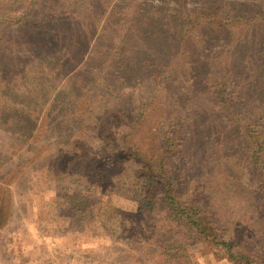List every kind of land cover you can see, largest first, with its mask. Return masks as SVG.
Masks as SVG:
<instances>
[{
    "label": "rangeland",
    "instance_id": "1",
    "mask_svg": "<svg viewBox=\"0 0 264 264\" xmlns=\"http://www.w3.org/2000/svg\"><path fill=\"white\" fill-rule=\"evenodd\" d=\"M218 1V4L224 3L226 7L244 8L249 5L255 10H264V0ZM28 2L29 0H7L4 3H7L8 8H13V10H8V15L17 18L26 10L25 6ZM117 2L119 0H86V2L77 0L75 6L79 10L82 9L80 6H84L99 12L84 11V15L73 19L74 21L80 20V24L68 25L70 22L66 20V28L60 27L59 31L58 23L64 18H40L41 13L27 10L28 21L45 24L46 33L44 34L49 39L40 43L42 52L54 54L59 47L69 49L71 50L70 57H74V70H77L80 75L90 70V75L80 79L82 83L78 88H83L89 93L96 91L100 94L96 98L105 100L107 96H103V91L97 90L104 88L105 79L123 76L125 69L108 68V63L103 60L104 57L101 59L99 56L101 53L97 50L101 44L107 45L111 40L129 42L126 35L130 37L132 44L140 46L136 50L145 47L158 54H164L161 53V49L169 45L177 47L180 54L178 67H183L185 61L192 60V65H190L195 68V76L199 74L202 76L212 70L213 61L209 59V56L221 52L223 47H217V45L200 47L198 40L200 38H198L195 26L188 30L184 29L183 33L190 36L186 39L185 34L179 32L181 27L177 30L181 25L184 8L187 10L198 8L201 4L200 0H131L135 11L147 13L146 11L152 6L151 10L155 11L153 18H150L148 22L145 21V25L141 24L139 31L135 34H122V30L113 18L114 14H110V11L117 10L120 6H115ZM0 10L3 11L2 8ZM119 19L122 18L119 17ZM32 21L29 22L33 23ZM23 24L30 25L28 22ZM151 24L158 26L152 25L151 27ZM20 25H14L12 28ZM169 28L174 30H169ZM28 30L27 26L20 31L23 37ZM262 30L264 26L257 35L258 39L249 43H240L238 47L233 48V63L236 64V60L242 55L243 61L239 65L245 68H233L234 75L229 78L231 86L235 78H240L241 90L250 97L249 100H252L254 105L237 110L239 114L236 118L235 116L229 117L227 113L220 115L216 112V117L208 120L205 118H209V112L203 107L202 119L195 124L194 128L188 127V130L195 132L202 142L198 137H193L192 132L190 134H187L186 130L183 132V147L187 154L183 157L178 152L175 161L181 171L189 176L190 186L198 182L196 186L199 188L206 183L205 176H201L202 172L199 170L202 157L219 156L230 164L237 160L241 166L246 150V143L241 134L242 126L246 124L247 119L257 120L264 125V33L261 32ZM49 34L55 35L47 36ZM186 46L189 51L185 53ZM231 48L232 45L229 50ZM34 50L37 51L35 56L39 57L41 50L30 48L32 52ZM2 56L0 55V58ZM169 56L170 54L164 55L167 59ZM157 58H161V55ZM26 59H29L24 68L26 73L37 76L36 79L43 77L49 80L43 86H40L43 82L42 78L36 81L38 89H42V93H38L40 94L38 106L22 98L24 85L13 82L10 90L7 91L15 97L16 112L26 113L28 108L37 115L31 118L32 130L26 127L25 121L17 119L14 114L8 115L7 119L0 120V148L3 150L2 157H0V177L4 176L10 168L15 170L3 179L4 186H0V205L3 208L5 205L10 212L9 217L6 216L4 223L0 226V264H238L222 257L221 250L214 246L194 240L183 248H173L169 252L157 249V245L169 242L170 238L181 241L182 233L175 226L169 227L170 224L165 220L166 217L161 210H156L151 216L145 217V222H141L137 229L133 228V223L131 225L126 223L131 215L137 213V204L126 195V191H123L122 195L112 192L108 196L105 195L106 191L110 192L114 185L105 189L100 185L98 173L100 165L94 164L99 161L89 150L91 146L86 140L91 135L92 123L88 121L87 126L81 125L82 117H79V112H73V116L62 118L63 109L55 105L50 106L54 96L61 91L67 76L48 78L43 74V68L40 65L35 64L28 57ZM15 61L17 60L7 59L1 64L9 66ZM139 72L136 77L137 81L138 78L143 79L148 76V71L145 69ZM127 84L122 86L121 91H132L134 94L141 92L145 95L150 90L147 82L144 85L138 82H134V85ZM34 90V87L30 86L25 93L34 95ZM9 93H4L6 102H14ZM45 94L48 95L45 96ZM108 99L111 100V98ZM112 100L115 101L116 98ZM92 105L95 106L94 103ZM82 106L79 105V107ZM89 111L87 110V113ZM8 119L12 121H6ZM152 120L154 121L139 126L138 130L129 137L142 146L143 152L149 155L155 153L153 132L158 124L156 118ZM33 127L35 131L39 130L38 138H34ZM164 128L165 125H162L161 129ZM27 132H31V137ZM74 140L81 143L86 155L81 158V164L77 160L74 161L76 165L72 166V162L67 163L63 149L64 143H72ZM190 141L194 144L192 149L188 148ZM68 146L69 144L67 148ZM94 151L93 149L92 152ZM48 162L58 168V172H62L60 176L52 175L47 165ZM17 163H21L20 167L14 166ZM136 166L137 164L131 162L124 165L125 168L128 167V170ZM73 167L77 168L76 170L81 168L85 176L73 174L72 172H75ZM258 167L264 171V151ZM113 171L114 166H109V168H103L101 173L109 177ZM199 177H201L200 181ZM214 186L217 184L213 185V189ZM253 193L255 192L243 195L233 192L223 195L212 194L209 200L220 214L227 217V224L232 234L241 235V237L247 235V242L257 246L259 234L256 233L258 231L256 218L251 213L254 205ZM118 209L122 210L124 217L118 214ZM236 222L238 225L235 224L232 228L230 224L234 225ZM152 227L156 230L153 233ZM158 232L164 237L154 235ZM156 241L161 243H156ZM173 254L177 256L185 254L189 262Z\"/></svg>",
    "mask_w": 264,
    "mask_h": 264
},
{
    "label": "trees",
    "instance_id": "2",
    "mask_svg": "<svg viewBox=\"0 0 264 264\" xmlns=\"http://www.w3.org/2000/svg\"><path fill=\"white\" fill-rule=\"evenodd\" d=\"M5 1L7 0H0V8L3 9V11L0 10V55H3L0 58V120L7 119L8 115L14 114L17 119L25 121L26 127L32 130L30 121L33 115L36 117L37 113L28 108L26 113L16 112L15 97L7 92L13 82L24 85L22 98L30 104L39 105L40 94L38 93H42V89H38L36 81L42 78L43 82L40 86H43L49 79L43 77L36 79L37 76L26 73L24 68L29 60L26 57L40 65L43 68V74L48 78L66 75L67 78L62 84L61 91L54 96V102L52 100L50 106L61 107L63 109L62 118L73 116V112H79V117H82L81 125L87 126L88 121L92 123L91 135L86 140L91 146L89 150L99 161L94 164L100 165L98 166L100 185L103 189L114 185L110 192L106 191L105 195L108 196L111 192L122 195L123 191H126V195L137 204V213L131 215L126 223L130 225L133 223V228L137 229L141 222H145V217L151 216L156 210H161L166 217L165 220L170 224L169 227L175 226L182 233L181 241L170 238L169 242L157 245V249L169 252L173 248H183L194 240L221 250L222 257L231 262L264 264V171L258 167L264 151V125L257 120L247 119L246 124L242 126L241 134L246 143V150L241 166L237 160L230 164L219 156L202 157L199 170L202 172L201 176H205L206 183L199 188L196 186L198 182L190 186L189 176L181 171L175 161L178 152L183 157L187 154L183 147V132L186 130L187 134L192 132L193 137H198L195 132L188 130V127L194 128L195 124L202 119L203 107L209 112V118H205L208 120L214 117L216 112L220 115L227 113L229 117L235 116L236 118L239 114L237 110L254 105V102L249 100L250 97L241 90L240 78H235L232 86L229 78L234 75L233 68H245L239 65L243 61L242 55L236 60V64L233 63V48L238 47L240 43H249L258 39L257 35L264 26V10H255L249 5H244V8L226 7L224 3L218 4V0L217 3H215L216 0H200L201 4L198 8L188 10L184 8L181 25L177 30L181 27L179 32L183 33L184 29L188 30L195 26L198 38H200L198 39L200 47L217 45V47L224 48L221 52L209 56V59L213 61L212 70L202 76L200 74L195 76V68L191 67L192 60L185 61L183 67H178L180 54L178 48L173 45L161 49V53L164 54H158L145 47L136 50L140 46L132 44L128 35L126 39L129 42L115 39L107 45L101 44L97 51L101 53L99 55L101 59L104 57L103 60L108 63L107 67L125 69L123 76L105 79L104 88L97 90L103 91V96H107L104 100L96 98L100 95L96 91L89 93L83 88H78L82 83L80 79L90 75L91 72L88 70L83 73V76L74 70V57H70L71 50L59 47L54 54L42 52L40 43L49 39L44 34L46 33L45 24H35L29 20L33 22L30 23L27 20L29 19L27 10L41 13L40 18H64L58 23L59 31L60 27L66 28V20L70 22L68 25L80 24V20L74 21L73 19L84 15V11L89 13L97 11L84 6H80L82 9L79 10L75 6L77 0H29L28 5L25 6L26 10L17 18H13L8 15V10H13V8H8ZM115 4V6H120L117 10L110 11V14H114L113 18L122 30V34L137 33L140 25H145V21L148 22L155 13L151 10L153 6L146 11L149 14L145 11H135L131 0H119ZM24 22L30 25L23 24ZM18 24L21 25L16 27ZM14 25L16 26L12 28ZM152 25L158 26L151 24V27ZM27 26L29 30L23 37L20 31ZM169 30L174 29L169 28ZM261 32L264 33V30ZM184 37L185 39L190 38L188 34ZM229 40L232 42H228ZM231 45L232 48L229 50ZM79 46L81 48V45ZM30 48L41 50V55L36 57L37 51L32 52ZM187 51L189 49L186 46L185 53ZM165 54H170L168 59L164 57ZM158 55H161V58H157ZM7 59L17 61L11 62L9 66L2 65L1 62ZM142 69L148 71V76L143 79L138 78L137 81V73ZM134 82L143 85L147 82L150 90L145 95L141 92L134 94L132 91H121L123 85H128L127 83L134 85ZM30 86L35 89L34 95L25 93ZM4 93L12 95L14 102H6ZM112 98L114 100L116 98L117 101H113ZM79 105L83 106L79 107ZM93 108L96 109L92 110ZM253 109L257 110V108ZM87 110H90L89 113ZM154 118L158 123L153 132L155 153L149 155L143 152L142 146L129 137L138 130L139 126L154 121L152 120ZM6 121H12V119ZM162 125H165L163 130ZM36 130L33 127L34 138L39 137L37 136L39 130ZM30 133L27 132L31 137ZM84 136H86L85 133ZM198 139L202 142L200 137ZM193 146V141H190L188 148L192 149ZM93 149L94 152H92ZM2 153L3 150L0 148V157ZM63 154L67 163L72 162L73 166L76 165L74 161L77 160L81 164V158L86 155V152L81 143L74 140L72 143H64ZM127 162L137 164V166L128 170V167H124ZM19 165L21 163L14 166ZM47 165L52 175L60 176L62 172H58V168L49 162ZM109 166H114V171L111 176L105 177L101 171ZM73 169L75 171L72 172L73 174L85 176L81 168L76 170L77 168L73 167ZM8 170L4 176L0 177V186H4L3 179L15 171L14 168ZM200 179L201 177L199 181ZM93 181L95 183V180ZM214 184L217 186L213 189ZM218 188L220 190H216ZM228 192L239 195L255 192L251 213L256 218L258 230L256 233L259 234L257 246L247 242V235L241 237V235L232 234L227 224V217L220 214L210 203L209 198L212 194L223 195ZM8 199L10 200V197ZM80 199L82 200V196ZM9 213L5 205L4 208L0 205V226L4 223L6 216L9 217ZM118 214L124 217L120 209H118ZM235 224L238 225L236 222L230 226L234 228ZM154 231L156 230L152 227V233ZM154 235L164 237L159 232ZM156 243L161 242L156 241ZM173 255L177 258L183 257L186 262H189L185 254ZM167 258L170 259L168 255Z\"/></svg>",
    "mask_w": 264,
    "mask_h": 264
}]
</instances>
